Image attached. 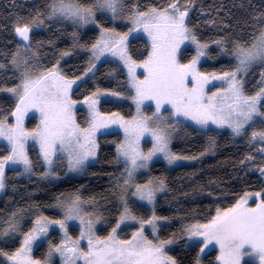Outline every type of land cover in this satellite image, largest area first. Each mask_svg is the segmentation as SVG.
I'll list each match as a JSON object with an SVG mask.
<instances>
[{
  "label": "snow or ice",
  "instance_id": "obj_1",
  "mask_svg": "<svg viewBox=\"0 0 264 264\" xmlns=\"http://www.w3.org/2000/svg\"><path fill=\"white\" fill-rule=\"evenodd\" d=\"M9 7L0 16L7 21L0 23L7 41L0 46V194L23 203L0 215V264H264V0H43L27 12L10 0ZM208 28L215 34L205 35ZM42 29L46 38L37 36ZM61 36L71 44L57 47ZM133 40H143L142 52ZM74 56L82 66L66 71ZM221 57L228 63L219 70L202 67ZM98 73L115 85L93 83ZM102 100L130 101L134 110L104 111ZM118 130L106 190L85 195L81 184L53 191L47 203L34 199L40 182L47 188L88 174L99 137ZM180 135L205 143L196 153L176 150ZM222 135L246 146L232 165L243 177L238 190L214 176L199 183V169L187 174V188L154 174L162 162L173 170L202 164ZM21 178L37 186L22 187ZM205 194L207 215L184 209L182 200ZM161 196L175 202V213L157 211Z\"/></svg>",
  "mask_w": 264,
  "mask_h": 264
},
{
  "label": "trees",
  "instance_id": "obj_2",
  "mask_svg": "<svg viewBox=\"0 0 264 264\" xmlns=\"http://www.w3.org/2000/svg\"><path fill=\"white\" fill-rule=\"evenodd\" d=\"M19 10H22L23 12H27L30 7L33 5L40 6L43 3V0H16ZM204 4L206 6L212 5L213 3L219 4L221 2L231 5L232 0H203ZM10 0H0V16L6 15L8 12L11 11V8L9 7ZM233 11H237L236 9H233ZM223 15V13H221ZM198 15V14H194ZM0 23H7V21H0ZM2 31V30H0ZM71 31V29H69ZM205 35H214V30H211L210 28L204 29ZM93 33L88 32L87 35L91 36ZM7 35V33H5ZM49 33L46 29L39 30L37 32L38 37H47ZM10 39V36H9ZM7 43L2 37H0V46ZM57 47L63 48L67 45L71 44V38L68 36H61L56 41ZM8 46H11L10 44ZM133 48L137 51V54L139 52H142L143 49V40H133L132 41ZM191 52V50H188ZM51 56V53L49 52V57ZM45 59H48L46 57ZM228 61L226 58H219L217 60H207L202 64V67L206 70H213V68L219 70L222 65H227ZM73 66H82V61L80 57L74 56L72 59H68L66 61V67L65 70L67 71L69 67ZM114 67L115 65H102L101 66V72H107L108 67ZM123 79V77H121ZM100 83L101 87H107L110 85H115V80H110L106 78L103 75H100L98 73V81H94L93 83ZM84 91L81 89L77 95V99L82 100ZM131 107L130 103L128 101L122 103V104H116V103H110V102H102L101 103V109L104 111H115L117 108H120V110L124 111L125 113L128 112L129 108ZM80 117H83L84 112L78 111ZM28 126H34L35 121L29 120L27 122ZM121 137L118 133H112V135L109 136H100V150L98 153L99 160L98 162L91 165L89 168L88 174L82 175L80 178H65L62 182H57L52 185H48L47 188L45 185L47 182H40L39 188L40 191H37L34 193V199L37 201H43L47 203L52 195L53 191L56 190H63V189H69L73 186L79 187L81 184L85 185V195H88L92 192H102L106 190L109 187L108 184V176L106 173L108 171H112L114 168V165L109 164L108 161L112 159V157L115 154V146L112 143V141L117 138ZM205 143V139L203 137H196V136H183L180 135L177 139L173 141V147L176 150H180L183 152H187L189 154L196 153L201 150L203 144ZM218 144L219 148L215 155H206L203 157V163L201 164L200 161H195L191 165H185L183 167H177L169 170L167 169L164 164H157L153 168V172L156 175H159L161 173H166L169 179L170 184L174 188H180L182 185L183 187L187 188L188 184L190 182V178L188 177V173H190L193 169H199L197 175V180L199 183H206L209 179V176L218 177L225 185H232L235 186V188L238 190L241 187L242 182V174L241 176H237L236 172L233 170V164L236 161V159L241 155V153L246 150V146L242 143L234 146L230 142V138L227 135H222L218 138ZM239 149V151L237 150ZM30 154L35 159L36 151L34 148L29 149ZM93 173H97L98 175H93ZM11 176V173H9ZM258 175V174H257ZM143 179V177H141ZM33 180H38L37 177H33ZM250 181H255L256 176H250ZM22 187L27 186L28 188L36 187V184L29 183L26 178H21L17 181ZM11 190H9V195H11ZM173 193H169V197H171ZM15 202L23 203V201L19 200V196H16L14 201H8L7 198L2 194L0 196V215L4 214L7 210H9L12 205ZM184 209L192 208L195 211H198L202 215H207L210 209L208 208L209 199L205 195L201 196H195L194 198L190 197L188 202H183ZM47 214L52 215L54 214L53 209L45 207L43 209ZM157 211L160 214L164 215H172L177 211L175 207V202L169 203L166 201L162 196L159 198V206ZM145 214H150L145 210ZM73 233V235H76L77 231L76 229H70ZM51 237L54 240H59V236L57 233L53 232L51 233ZM47 248V244H44L39 249L34 250V255L40 256L42 255ZM215 251L212 252V254L208 257L209 260L213 259L215 256Z\"/></svg>",
  "mask_w": 264,
  "mask_h": 264
},
{
  "label": "rangeland",
  "instance_id": "obj_3",
  "mask_svg": "<svg viewBox=\"0 0 264 264\" xmlns=\"http://www.w3.org/2000/svg\"><path fill=\"white\" fill-rule=\"evenodd\" d=\"M188 50H191L192 51V49L191 48H189ZM111 59V58H110ZM204 62H206V61H202V64L204 63ZM142 71V70H141ZM124 72L126 73V69L124 70ZM213 83H216L217 85H218V82L217 81H213ZM82 101V100H81ZM102 102H105L104 100H102ZM101 102V103H102ZM129 103H130V105H131V102L130 101H128ZM111 103V102H110ZM78 107V111H83V112H85V110H86V106H84L82 103H81V105H78L77 106ZM131 107H133L132 105H131ZM133 110H134V107H133ZM29 120H27L26 121V123L28 122ZM113 133H118L121 137H122V135H123V133H122V130H118V131H114ZM3 142L2 141H0V144H2ZM31 143V142H30ZM147 146H150V145H146V147ZM35 149V148H34ZM35 151H36V149H35ZM195 161H186V162H183V166H185V165H191V164H193ZM162 164H164L163 162H162ZM168 169V168H167ZM169 170H171V169H169ZM81 176H76L75 177V179H78V178H80ZM46 182V181H45ZM57 183V182H56ZM2 194H0V196H1ZM72 229H76V233L78 234V229L76 228V227H73ZM53 232H55V233H57L58 234V236H59V238H60V233L59 232H57V231H52V233ZM76 234V235H77ZM46 244V243H45ZM35 250V249H34ZM216 253V252H215Z\"/></svg>",
  "mask_w": 264,
  "mask_h": 264
}]
</instances>
